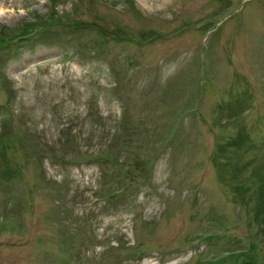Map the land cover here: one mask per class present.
<instances>
[{
  "label": "rangeland",
  "instance_id": "obj_1",
  "mask_svg": "<svg viewBox=\"0 0 264 264\" xmlns=\"http://www.w3.org/2000/svg\"><path fill=\"white\" fill-rule=\"evenodd\" d=\"M58 5L65 44L0 58V138L28 148L6 153L0 264H264V0ZM0 8L1 30L52 6Z\"/></svg>",
  "mask_w": 264,
  "mask_h": 264
},
{
  "label": "trees",
  "instance_id": "obj_2",
  "mask_svg": "<svg viewBox=\"0 0 264 264\" xmlns=\"http://www.w3.org/2000/svg\"><path fill=\"white\" fill-rule=\"evenodd\" d=\"M54 22L53 19H45L40 23H24L20 29H10L4 26L0 30V56L2 58L6 56L16 57L22 49L27 46H34L38 42V37L40 42L50 43L44 40L42 35L54 26ZM78 24L79 22H75L74 25L70 23L75 29ZM53 41L66 43L65 39L59 37H56ZM260 201L261 203L264 202V185L260 186Z\"/></svg>",
  "mask_w": 264,
  "mask_h": 264
},
{
  "label": "bare ground",
  "instance_id": "obj_3",
  "mask_svg": "<svg viewBox=\"0 0 264 264\" xmlns=\"http://www.w3.org/2000/svg\"><path fill=\"white\" fill-rule=\"evenodd\" d=\"M0 10H1V8H0Z\"/></svg>",
  "mask_w": 264,
  "mask_h": 264
}]
</instances>
